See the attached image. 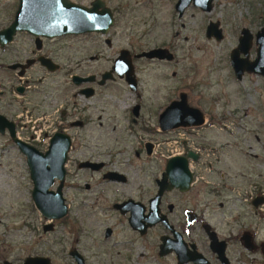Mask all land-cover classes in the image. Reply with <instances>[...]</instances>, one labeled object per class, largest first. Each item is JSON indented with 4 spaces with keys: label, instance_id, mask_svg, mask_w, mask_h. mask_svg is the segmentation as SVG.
Wrapping results in <instances>:
<instances>
[{
    "label": "flooded vegetation",
    "instance_id": "af4514ba",
    "mask_svg": "<svg viewBox=\"0 0 264 264\" xmlns=\"http://www.w3.org/2000/svg\"><path fill=\"white\" fill-rule=\"evenodd\" d=\"M25 1H30L31 12H20V14L32 15L33 20L30 21L34 23L38 21L35 18L37 16L52 17L50 20L53 22L60 21V18L66 15L65 8L69 6L82 9L84 12L81 17L83 18L87 14L94 18L100 17L107 14L105 12L107 11L113 22L106 35L92 32L46 37L36 36L26 31H16L9 41L0 44V69L3 74L10 76L7 85L0 84V117L11 125L10 127L6 125L0 136L5 137L20 155L22 154L18 146L11 138V128L15 139L42 155L49 150L51 141H61L66 138L69 142L62 186L67 215L59 221H51L41 216L33 204L44 222L41 224L42 232L44 234L53 232L56 223L65 220L69 214L66 190L73 186L68 182L71 175L72 155L80 152L82 158L73 164L86 178L81 184L73 187L81 194L78 195L80 201L101 202L100 211H108L115 215L117 225L121 226L125 232H120L116 226H106L102 231V238L110 246L120 248L117 252H122V256H125L128 251L132 252L135 247L142 246L143 250L138 257H142L144 264H148L151 260L156 264H167V261L170 264H240L243 262L262 264L264 240L259 238V230L260 222L264 220V185L255 181L256 178L261 177V174L254 168H250L249 173L238 172L239 174L235 173L233 178L231 173L219 167L223 159V165L228 170L235 171L236 165H231L230 162L234 160L235 154L240 161L260 160L259 154L252 153V150L251 152H237L236 149L231 151L226 145L220 148L213 146V141L208 139L202 131L213 132L214 125L225 131V124L229 121L224 115L207 116V109L203 111L197 104L190 103L187 92H178L177 98L173 101H179L180 95L185 94L187 105L201 113L202 125L162 131L159 116L173 101L159 113L155 128L145 121L143 114L145 108L141 102L135 64L141 60L158 64L170 63L175 57L170 49L154 47L136 53L124 48L117 53L108 70L86 73L83 40L92 36H107L115 28L121 12L112 5L113 0ZM177 2L178 0L174 2L173 8L179 17L176 10ZM20 4L22 5V0H11L9 4H1L9 20L0 25V33L7 30L15 21L21 8ZM213 24H217L221 31L222 40L223 31L220 25ZM243 30L248 31L250 38L243 46L244 48L248 46L249 62L255 61L258 53L264 56V19H262L255 32L252 33L247 28L240 30L236 45L229 52V61L231 53L237 49L240 38L243 37ZM72 41L75 43L73 44ZM104 43L110 47L111 40L105 38ZM155 49L167 50L172 55V60L137 58L142 53ZM121 55H126L131 60L133 74L130 78L136 85L135 91H131L125 74L120 78L114 71V65ZM99 57L100 54L88 56V63L98 61ZM240 58L245 56L240 54ZM41 60L47 61L48 66L42 65ZM32 72L40 75L35 79L36 83L29 84L27 78L30 79L28 76ZM104 75L108 79L103 80ZM57 76H61L64 82L60 79L54 82L55 78H59ZM246 76L264 80V77L247 73L243 74L242 79ZM47 78H50L51 82L46 83ZM119 82L125 84L130 95L136 96V99L141 101L125 108L126 116H131L132 125L129 132L132 133L133 145L113 146L111 150L109 147H104L101 136L96 132L98 126H101L99 123L103 118L101 113H104L97 97L99 92L110 85H118ZM39 86L42 88L40 89L42 97L37 99L34 98V92H37L36 89ZM90 102L93 104L87 106L86 104ZM97 112L99 115L96 114ZM105 117L107 121L110 119L109 116L105 115ZM185 119H191V116ZM93 120H97L98 123ZM101 127L103 128V125ZM182 132L190 135V141L185 140L184 136L178 137ZM172 134L176 136L174 141L164 139L165 136ZM254 138L256 141L260 139L256 134ZM178 139L181 143H178ZM106 150L109 152L107 160H103L101 153ZM127 155L129 157L126 163H121L123 157ZM173 159L176 161L168 167L169 161ZM87 164H93L95 168ZM241 176L247 180V185L236 182V178ZM58 186L59 181L55 180L50 191L55 193ZM108 199L110 203L106 204ZM247 206L251 210L246 215L245 207ZM199 231L206 240L205 244L198 241ZM211 235L216 240V245H213L214 250L209 239ZM217 244L222 245V248H219ZM245 245L251 250L248 251ZM128 256L131 260L132 255ZM255 256H259V259ZM36 257L47 259L49 264H53L52 259L47 256H29L19 264H24L25 260ZM68 257L72 259L73 264L79 262L86 264V259L77 250H69ZM109 259L116 264L112 257ZM125 259L126 256L124 262ZM5 263L13 264L6 260L1 264Z\"/></svg>",
    "mask_w": 264,
    "mask_h": 264
},
{
    "label": "rangeland",
    "instance_id": "374dc122",
    "mask_svg": "<svg viewBox=\"0 0 264 264\" xmlns=\"http://www.w3.org/2000/svg\"><path fill=\"white\" fill-rule=\"evenodd\" d=\"M175 1L113 0L112 5L121 12L115 28L107 36H92L83 40L85 72L108 70L117 53L124 48L136 53L154 47L169 48L175 56L170 63L141 60L135 64L147 124L155 128L159 113L177 98L178 92H187L190 103L197 104L203 111L207 109V116L224 115L229 121L225 124V131L217 125H214L213 132L202 131L213 141V146L220 148L226 145L227 149H236L237 152L252 150L261 158L240 161L235 154L234 160L230 161L231 165H236L233 166L235 171L228 170L222 163L223 159L219 167L231 173L233 178L235 173L246 174L254 168L261 174L255 181L264 185V80L246 76L237 81L229 61V52L235 47L240 30L247 28L253 33L258 29L260 20L264 19V0H215L211 12L204 13L188 7L181 18L173 8ZM10 2L0 0V25L9 20L1 4ZM210 22L220 25L223 31L221 41L206 38L205 31ZM105 38L111 40L110 47L104 43ZM94 54H100L99 60L88 63L87 57ZM39 75L30 73L27 82L36 83ZM57 77L54 82L59 79L64 82L61 76ZM9 80L10 76L0 69V84L7 85ZM45 82H51V79L47 78ZM40 89V86L36 89L34 98L42 97ZM97 100L101 102L99 106L104 113H101L103 118L99 122L103 128L99 125L96 132L101 136L104 147L112 150L113 146L133 145L132 133L129 132L131 116H126L125 108L140 102L136 96L130 95L125 84L119 82L99 92ZM105 115L109 116L108 121ZM132 129L134 132L135 124ZM255 134L260 138L258 141L254 138ZM183 136L190 141L189 134L182 132L178 137ZM165 138L174 141L176 136L172 134ZM178 143H181L179 139ZM108 153V150L101 153L103 160H107ZM128 157H123L121 163H126ZM81 158L80 152L72 155L68 182L73 186L81 184L86 178L73 164ZM236 182L247 185L242 176L237 177ZM31 184L24 156L0 136V264L4 260L19 264L29 256H47L53 264H73L68 257L69 250L73 249L86 259V264H114L110 257L116 264H144L142 257H138L142 246L126 252L124 262L123 253L117 252L120 248L105 242L102 231L106 226H116L120 232L125 231L117 225L113 213L99 210L101 202L80 201L78 195L81 194L73 186L66 190L68 216L56 223L53 232L44 234L41 225L44 222L31 200ZM109 200L106 204L110 203ZM245 210L247 215L251 208L247 206ZM260 223L259 238L264 240V220ZM201 233L198 232V241L205 244ZM129 254L132 255L131 260ZM255 257L259 259V256ZM261 262L264 264V261ZM148 264L156 263L151 260ZM167 264L170 262L167 261Z\"/></svg>",
    "mask_w": 264,
    "mask_h": 264
},
{
    "label": "water",
    "instance_id": "95a60500",
    "mask_svg": "<svg viewBox=\"0 0 264 264\" xmlns=\"http://www.w3.org/2000/svg\"><path fill=\"white\" fill-rule=\"evenodd\" d=\"M213 0H178L176 4V10L179 13V17H182L184 10L190 5L194 8H198L204 13H209L212 10ZM30 1L22 0L21 8L15 17V21L9 26V28L0 33V44L4 41H9L16 31H26L33 35H41L46 37H54L57 35L66 34H83V33H101L106 35L113 25L112 19L107 11V14L97 15L100 17H92L86 15L85 18L81 17L84 12L78 7L69 6L65 8L66 15L60 18V21H51L52 17L37 16L38 21L36 23L31 22L33 20L32 15H22V13L31 12L29 10ZM40 3V2H39ZM42 3V2H41ZM41 8L42 5H41ZM24 11V12H23ZM206 38L215 40H221V31L218 29L217 24L209 23L206 29ZM249 33L246 30L242 31V36L239 41L237 49H235L230 55V64L234 72L235 78L241 80L244 73L255 74L264 77V56L258 57L255 61L249 62L247 47L244 48L245 41H249ZM5 39V40H4ZM246 39V40H245ZM240 54H243L245 58H240ZM137 58L146 59H158L171 61L172 55L165 49H155L146 53H142ZM42 65L48 66L47 61L41 60ZM114 71L117 72L121 78L122 75H126V82L129 84L131 91H135L133 80L130 78L133 74V68L130 58L126 55L116 61L114 65ZM130 79H129V78ZM108 79L106 75L103 76V80ZM191 116V119H185ZM203 124L201 113L194 108L187 105L185 94H181L179 101H173L159 116V125L162 131H173L179 127H193ZM11 125L3 118L0 117V134L3 133V128ZM11 138L13 142L18 146L20 153L26 160V165L29 171L30 180L32 182L31 199L41 216L51 221H59L67 215V207L65 205L62 196V186L64 180V164L66 162L67 151L69 148V142L66 140L51 141V146L45 155H42L35 151L32 147L24 144L23 142L15 139L12 128L10 129ZM176 160H170L168 167ZM93 169V164H87ZM167 167V168H168ZM59 181V186L55 193L50 191L54 181ZM175 187H177L175 185ZM207 231V228L205 229ZM210 242L212 249L216 240L213 235L210 236ZM219 248L222 245L217 244ZM245 248L250 251L251 248L245 245ZM214 250V249H213ZM219 258L222 257L219 255ZM8 264V263H5ZM24 264H49L47 259L44 258H29L25 260ZM80 264V262L78 263Z\"/></svg>",
    "mask_w": 264,
    "mask_h": 264
}]
</instances>
